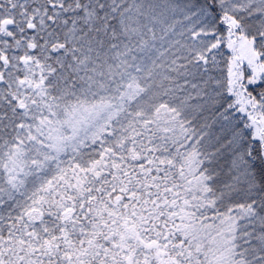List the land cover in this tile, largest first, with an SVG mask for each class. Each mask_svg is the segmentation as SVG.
<instances>
[{
    "label": "snow or ice",
    "instance_id": "obj_1",
    "mask_svg": "<svg viewBox=\"0 0 264 264\" xmlns=\"http://www.w3.org/2000/svg\"><path fill=\"white\" fill-rule=\"evenodd\" d=\"M0 264H264V0H0Z\"/></svg>",
    "mask_w": 264,
    "mask_h": 264
}]
</instances>
